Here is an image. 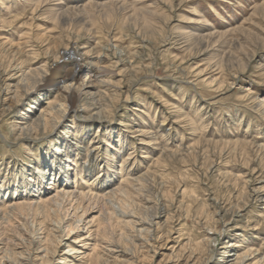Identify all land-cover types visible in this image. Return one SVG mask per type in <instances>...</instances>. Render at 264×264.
Returning <instances> with one entry per match:
<instances>
[{"label":"rangeland","instance_id":"rangeland-1","mask_svg":"<svg viewBox=\"0 0 264 264\" xmlns=\"http://www.w3.org/2000/svg\"><path fill=\"white\" fill-rule=\"evenodd\" d=\"M65 46L111 71L88 90L106 106L32 126L60 99L33 71ZM0 74V259L221 264L233 240L264 264V0H0ZM63 187L103 198L16 210Z\"/></svg>","mask_w":264,"mask_h":264},{"label":"bare ground","instance_id":"bare-ground-1","mask_svg":"<svg viewBox=\"0 0 264 264\" xmlns=\"http://www.w3.org/2000/svg\"><path fill=\"white\" fill-rule=\"evenodd\" d=\"M68 44H70V43H68ZM76 48L77 47L65 46L62 50L57 51L55 53L54 59L52 60L51 63L46 65L44 68H41V69L38 68L37 70H34V71L32 70L34 72L35 79L33 80V83H32V86H31L30 89H32V88H35V89H47L48 93H53L56 96L60 97L59 100L56 99L55 101H46L45 104L43 106H41L39 111L36 113V116L32 120V126H34V125L36 126V125H38L39 123H42V122L45 124L47 122L48 116H52L53 113L59 112L61 110L63 111V109L65 108V105L67 103L71 107H73L72 105H73L74 102H79V101L85 100V99H87L88 96H90V98L92 100V104L90 105L91 108L89 109L91 112L89 113L88 116L89 117H94V118H97V119L100 118V113L103 112V107L106 106V105H104L103 101H101L100 93H104V95H105L107 92H105L104 90L100 89L98 87V85L99 86H110L107 83V81L104 80L101 76L103 74H105V73H111V71H109L108 69H105L103 66H98L96 64L91 63V61H92L91 59L92 58L90 56L87 58L88 53H85V54L82 53V55H81ZM58 55H59V57H58ZM57 58H59L61 60L65 59L66 61H68V63L70 65H72L74 61H76V64L74 63L75 65H79V64H81L80 61H84L85 66L83 68H80V69L76 70V69H74L75 68V65H74L73 67H71L72 70H70V72H65L64 74H59L58 72L52 71L54 68H56L58 66V64L55 63L57 61ZM32 71H31V73H32ZM0 77H1V74H0ZM19 77L20 78H19L18 83L20 85H23V84H25L27 82L26 75H20ZM91 79H93V80H91ZM1 80H2V78L0 79V81ZM92 81H96V83L98 84V85L94 84L95 85L94 87L98 88L97 91L94 92V93L92 91H88V90H91V89H89V87L93 86ZM135 81H137V80H135ZM4 85H5V83H4ZM102 96H103V94H102ZM83 109H85V107H82V110ZM65 110H66V108H65ZM73 111L75 112V110H73ZM142 114H144L146 116H150V115H152V112L151 111H143L142 110ZM30 126H31V124H30ZM141 140H142V138H141ZM79 146H80L79 144H76L75 147L77 148ZM37 171H39L38 168H37L36 172ZM95 177H96V175H95ZM29 181H32V180L30 179ZM133 183H135L134 180H133ZM90 188L91 187H88V190L85 192V191H82V190L81 191L77 190L76 187L75 188L63 187L62 189H57L56 191H54V193H52V195H50L48 197L46 196L45 199H43V198L41 199L39 193L38 194L36 193L37 195L32 193V194H29V196L30 195L31 196L29 197V199H27V200H29V202H25V205L24 204H22L21 206L19 205L20 207H17L16 210H18V209L20 210L21 209V210H24V211H26V210L31 211L32 209H35L33 207L35 205L38 206V205L42 204L44 206H46V205L48 206V204H50L51 202H54L57 199H59V201H60V198H63L65 196L68 199H70V198L75 199L76 202H83V201L88 200V201H95L98 204V201H100V199L103 198L102 197L103 195H100L97 192H93ZM121 188H122V186H121ZM121 191H122V189H121ZM122 192H124V190ZM42 193H44L45 195L47 194V193H45V191H43ZM47 195H49V194H47ZM256 195H258V194H256ZM61 202L62 201H60L59 203H61ZM53 205H55V204L53 203ZM58 205L56 207H58ZM62 205H63V203H62ZM79 206H80V204H79ZM14 207H15V205H14ZM8 208H10V207H8ZM47 208L49 209V208H51V206L47 207ZM47 208H45V210ZM59 208L60 207H58V209ZM47 212H49V211H47ZM30 213L31 212H29L28 214L27 213H25V214L27 216V215H31ZM44 215H47V214H44ZM33 216H35V215H33ZM144 218H146V217H144ZM142 219H141V221H142ZM78 221H79V218L76 219V222H78ZM147 221H148V219H147ZM135 222H136V220H135ZM68 227H69L68 230H72V229L76 228L77 226H76V223H75V225L71 224ZM18 237H21V236H18ZM83 239H84V236L83 237L82 236L79 237L80 241H82ZM226 243L227 244H225L222 247L224 248L223 249V253L226 254L227 256H225V259H224L223 263H221V264H231L234 260L236 262H237V260H239L237 262V264H244V259L246 258V254L239 255L233 250V248L232 249L230 248L231 246L234 245L233 240L226 241ZM74 249H75L74 247H71V248L67 249V251L68 252H72V253H76L77 250H74ZM46 262H47V260H46ZM0 264H12V263H10L8 260H4V259L1 258L0 259ZM41 264H47V263H41ZM48 264H49V262H48Z\"/></svg>","mask_w":264,"mask_h":264}]
</instances>
